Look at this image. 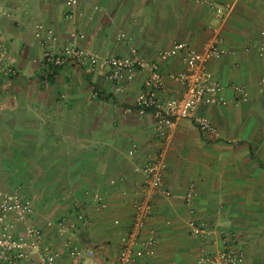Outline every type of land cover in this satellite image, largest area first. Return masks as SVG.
<instances>
[{"label":"crops","instance_id":"obj_1","mask_svg":"<svg viewBox=\"0 0 264 264\" xmlns=\"http://www.w3.org/2000/svg\"><path fill=\"white\" fill-rule=\"evenodd\" d=\"M9 3L0 6V188L19 191L32 205L33 225L87 219L73 235L44 229L43 244L58 253L55 264H118L120 238L140 198L143 179L134 168L156 152L164 156L170 196L152 199L142 239L153 235L156 242L149 255L137 251L134 264H196L222 249L226 234L244 264H264V60L257 56L264 0ZM226 3L232 10L218 20L214 7ZM47 29L56 42L48 40ZM72 34L99 57H124L135 49L156 63L162 100L183 94L169 74L185 65L179 57L161 61L158 53L176 42L202 51L209 39H222L220 57L206 69L222 84L225 104L196 111L218 137L202 135L184 119L170 141H161L152 115L134 108L146 71L135 72L118 92L101 64L92 73L74 63L44 68V51H60ZM233 84L244 87L246 97H235ZM191 185L197 196L187 203ZM189 221L204 234L193 233ZM84 231L86 246L78 241Z\"/></svg>","mask_w":264,"mask_h":264},{"label":"built area","instance_id":"obj_2","mask_svg":"<svg viewBox=\"0 0 264 264\" xmlns=\"http://www.w3.org/2000/svg\"><path fill=\"white\" fill-rule=\"evenodd\" d=\"M68 2L71 5L77 4V0H68ZM231 10L232 5L229 3L215 5V17L223 20ZM37 28L42 29V26L38 25ZM45 34L49 41L53 43L57 41V36L51 29L45 30ZM221 44L222 39L213 37L207 41L204 50L196 51L187 43L176 42L170 48L158 53L161 61L179 57L185 65L184 71L169 74L171 80L184 88L181 97L169 100H162L159 97L164 83L158 65L141 58L135 49L124 57H99L79 47L76 34H72L71 41L60 51L54 52L50 48L44 51L42 66L58 68L74 63L79 68L92 73L101 64L106 69L107 79L118 92L124 91L126 81L131 79L135 72L146 71L143 90L136 97L134 108L140 116L152 115L153 130L161 141H170L177 123L184 119L193 120L202 135L218 137L211 121L207 117L196 115V111L201 105L225 104L222 84L206 69L210 60L220 57ZM257 56L264 60V43L259 45ZM263 83L264 79L261 80V84ZM231 88L235 97H246L244 87L233 84ZM165 169L164 156L158 152L151 154L146 162L134 168L143 180L140 198L134 203L130 229L120 238L118 264H134L137 251H141L144 255L151 253L156 240L153 235L142 239V233L152 211V199L159 194L170 196V192L164 186ZM196 196L195 187L191 185L185 201L190 203ZM94 199L102 205V197L94 195ZM34 213L32 205L19 191L0 188V264H55L58 253L43 244L44 229L55 227L59 235L66 236L78 232L77 223L82 226L87 223L83 215H78L74 222L47 221L43 228L32 224ZM188 223L193 233L204 234V229L197 227L193 221ZM233 240L230 234H226L222 240V249L211 255L200 256L196 264H244L242 254L232 249ZM87 254L91 256L92 252L88 251Z\"/></svg>","mask_w":264,"mask_h":264},{"label":"water","instance_id":"obj_3","mask_svg":"<svg viewBox=\"0 0 264 264\" xmlns=\"http://www.w3.org/2000/svg\"><path fill=\"white\" fill-rule=\"evenodd\" d=\"M87 236H88V232L84 231V232H81L79 235H78V241L80 244L86 246L88 245L89 241L87 240Z\"/></svg>","mask_w":264,"mask_h":264},{"label":"rangeland","instance_id":"obj_4","mask_svg":"<svg viewBox=\"0 0 264 264\" xmlns=\"http://www.w3.org/2000/svg\"><path fill=\"white\" fill-rule=\"evenodd\" d=\"M9 2H10V0H5V1L4 0H0V6H2L3 4H5V5H7V7H9L11 5V3H12V2L11 3H9Z\"/></svg>","mask_w":264,"mask_h":264}]
</instances>
